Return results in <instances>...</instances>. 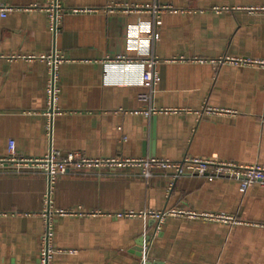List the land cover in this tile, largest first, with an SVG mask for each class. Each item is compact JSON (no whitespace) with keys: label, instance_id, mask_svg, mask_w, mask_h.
I'll return each instance as SVG.
<instances>
[{"label":"crops","instance_id":"1","mask_svg":"<svg viewBox=\"0 0 264 264\" xmlns=\"http://www.w3.org/2000/svg\"><path fill=\"white\" fill-rule=\"evenodd\" d=\"M45 1L0 0V159L14 139L24 158L55 148L122 162L264 166V67L228 60L264 59V0H63L56 35ZM54 51L64 57L61 112L49 133L48 63L39 56ZM150 58L155 85L143 81ZM151 107L162 110L146 115ZM170 181L101 163L50 182L41 168L0 161V264H40L49 208L51 264H141L143 246L148 264H264V185L242 191L223 175L185 174L169 189ZM149 210L178 213L157 231Z\"/></svg>","mask_w":264,"mask_h":264},{"label":"built area","instance_id":"2","mask_svg":"<svg viewBox=\"0 0 264 264\" xmlns=\"http://www.w3.org/2000/svg\"><path fill=\"white\" fill-rule=\"evenodd\" d=\"M48 14V26L49 29L56 35L61 29L63 17L67 13L63 0H46L43 7ZM11 8H1L2 15H6L7 11ZM157 15V22H159V12L155 10ZM48 63L49 79L47 83V93L49 97L48 108L45 112L47 117V131H51V121L53 117L61 112V109L57 105V100L60 92V83L58 77V67L63 62L64 57L59 55L56 51L50 54H43L39 56ZM234 63L240 64H257L264 67V59L254 58H235L228 59ZM148 69L143 72V81L155 85L159 76L156 72L157 59L150 58L146 60ZM149 93L140 95L142 101L150 99ZM162 109L151 107L146 109L144 113L151 115L159 112ZM208 111H216L210 107ZM10 155L6 158H1L0 161H12L17 163L19 167H38L45 171L50 182H54L60 175L67 173L71 168H83L90 167L92 165H98L101 163H121L123 165L137 166L142 169V176L146 182H149L151 177L157 173H167L170 176L171 189L175 181L185 174L195 175H223L235 178L239 181L242 191H246L250 186L259 184L264 185V166L263 165H237L234 163L221 162L216 159H201L194 157H185L182 161H172L164 158H140L126 160L124 162L117 159H91L88 158L84 153L80 151H70L63 153L59 149L52 148L42 158H24L19 157L16 153L15 141L11 139L9 142ZM63 214L64 212H60ZM178 213L175 210H161V211H147V214L156 218L159 223L156 230L159 231L161 228V222L166 215ZM183 213V211H182ZM126 215H133L134 212L125 213ZM189 215L195 216L196 214L189 212ZM197 216V215H196ZM206 219L210 220H221V221H233L236 219L230 215H214V214H203ZM46 220V231L42 237L41 250L39 254L40 264H51L55 253V246L53 244V233H54V217L53 212L50 208L44 213ZM146 247L143 246L141 264H147Z\"/></svg>","mask_w":264,"mask_h":264},{"label":"water","instance_id":"3","mask_svg":"<svg viewBox=\"0 0 264 264\" xmlns=\"http://www.w3.org/2000/svg\"><path fill=\"white\" fill-rule=\"evenodd\" d=\"M148 264V263H147Z\"/></svg>","mask_w":264,"mask_h":264}]
</instances>
